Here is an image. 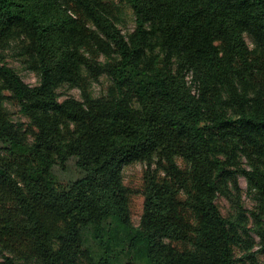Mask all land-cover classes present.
Segmentation results:
<instances>
[{
	"label": "trees",
	"instance_id": "1",
	"mask_svg": "<svg viewBox=\"0 0 264 264\" xmlns=\"http://www.w3.org/2000/svg\"><path fill=\"white\" fill-rule=\"evenodd\" d=\"M120 1L128 35L106 0H0V43L23 40L37 74L30 85L0 61V264H264L262 230L260 249L233 253L249 236L238 174L258 227L264 215V0ZM101 75L110 88L95 97L88 78ZM64 84L82 99L59 100ZM71 156L81 175L58 188L53 169ZM136 161L135 226L122 171Z\"/></svg>",
	"mask_w": 264,
	"mask_h": 264
},
{
	"label": "rangeland",
	"instance_id": "2",
	"mask_svg": "<svg viewBox=\"0 0 264 264\" xmlns=\"http://www.w3.org/2000/svg\"><path fill=\"white\" fill-rule=\"evenodd\" d=\"M106 6H108L109 12L112 18L121 29L122 33L128 35L134 28V15L126 3L120 0H106ZM244 38L250 48L254 47V43L251 37L245 33ZM219 44L218 42H216ZM24 41L18 37H11L7 41L0 43V61L6 63L12 67L21 78L28 84L33 85L37 82V74L28 62L27 57L24 55ZM88 57H96L97 61H103L104 56L102 54L95 55L90 52H86ZM189 75V74H188ZM187 75V76H188ZM186 76V77H187ZM187 79V78H186ZM110 88V80L107 76L101 75L97 79L88 78V90L95 97L106 96ZM59 100H63L67 97H73L76 99H82L81 90L77 87H70L68 85H60L57 88ZM5 108L7 109L10 117L15 121H21L24 123L22 129L27 128L28 119L19 112V107L10 98L4 101ZM29 139L32 134L30 130L27 132ZM177 165L181 168L185 167V162L181 158H177ZM241 166H247L246 160L242 157L240 160ZM146 169V163L143 161H136L127 164L123 167L122 175L123 182L129 189V207L130 217L133 225H138L143 206V195L141 189L143 187V175ZM58 188H65L69 183L81 175L80 169L76 166V157L71 156L68 158L64 166H55L53 169ZM237 182L239 186V203L243 209L246 227L248 228L249 236L245 243L241 246H235L233 253L238 259L244 252H253L260 249V236L258 230L264 232V215H262L261 224L258 227L256 223V217L252 212L256 211L258 201L254 190L249 189L247 179L242 174L237 175ZM184 198V196H181ZM217 204L221 212L229 218L233 217L235 212L234 203L225 196L219 195L217 197ZM184 215L189 216V211L184 210ZM177 247H184L183 244L174 243ZM248 246V249H245ZM260 260H264L262 253L257 254ZM241 261H237L240 264Z\"/></svg>",
	"mask_w": 264,
	"mask_h": 264
},
{
	"label": "built area",
	"instance_id": "3",
	"mask_svg": "<svg viewBox=\"0 0 264 264\" xmlns=\"http://www.w3.org/2000/svg\"><path fill=\"white\" fill-rule=\"evenodd\" d=\"M186 78H187V81L190 82V75H188ZM194 91H195V90L193 89V92H194Z\"/></svg>",
	"mask_w": 264,
	"mask_h": 264
}]
</instances>
